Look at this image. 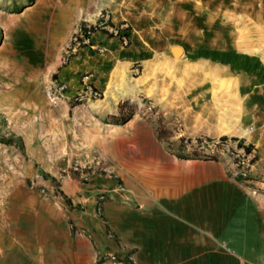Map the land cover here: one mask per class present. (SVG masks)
<instances>
[{"label":"rangeland","instance_id":"1","mask_svg":"<svg viewBox=\"0 0 264 264\" xmlns=\"http://www.w3.org/2000/svg\"><path fill=\"white\" fill-rule=\"evenodd\" d=\"M111 2L123 11L118 23L112 22ZM101 15L122 35L126 31L127 46L102 33L98 46L71 51L72 35ZM133 43L135 52L127 50ZM104 46L114 55L105 54ZM175 48L182 53L175 56ZM79 52L82 63L97 61L104 72L93 67L95 72L83 74L78 83L100 93L96 106L107 102L93 84L96 78L108 86L114 102L127 98L119 116L94 119L97 111L88 112L87 102L56 92L51 80ZM131 56L127 68L115 67ZM76 106L82 111L74 112ZM196 112L212 115L210 137H199L240 139L214 135L222 125L251 131L260 150L241 142L254 150L256 168L264 167V0H0V264H139L128 261L131 252L113 261L94 248L71 250L79 232L50 208L59 199L71 209L61 191L63 177L86 183L81 171L93 170L97 145L116 137L132 119L151 126L169 153L185 157L178 147L185 137L176 135L184 118ZM91 130V143L83 144ZM16 195L27 197L23 205L29 208L22 211L41 212L47 244L30 241L24 222L8 220Z\"/></svg>","mask_w":264,"mask_h":264},{"label":"crops","instance_id":"2","mask_svg":"<svg viewBox=\"0 0 264 264\" xmlns=\"http://www.w3.org/2000/svg\"><path fill=\"white\" fill-rule=\"evenodd\" d=\"M83 55L55 74L66 87L67 99L80 85L79 77L97 68L82 63ZM132 61V56L118 60L115 67L125 69ZM110 75L108 70L103 73L104 81ZM111 89L117 96L116 88ZM108 96L105 104L86 103L88 112L97 111L94 119L123 112L127 98L114 102L110 92ZM80 111L76 106L74 112ZM184 119L177 137H210L212 115L199 117L196 112ZM140 124L132 119L116 137L97 145L100 154L93 170L81 171L86 183L63 177L61 191L71 209L63 200L50 199L48 208L57 201L50 208L53 216H66L74 231L89 232L88 237L75 232L71 250L90 247L118 258L131 252L128 261L139 264H264V182L231 179L225 160L177 157L159 142L151 126ZM129 125L134 129L126 132ZM99 193L108 196L101 218L94 211Z\"/></svg>","mask_w":264,"mask_h":264},{"label":"built area","instance_id":"3","mask_svg":"<svg viewBox=\"0 0 264 264\" xmlns=\"http://www.w3.org/2000/svg\"><path fill=\"white\" fill-rule=\"evenodd\" d=\"M107 17V16H106ZM104 15L93 24H86L77 29L72 35L69 49L76 51L78 48L92 47V37L96 33H104L105 36L117 37L122 46H127L126 31L119 30L117 27L108 24ZM100 51V49H97ZM51 84L58 94L63 96L66 87L57 80H51ZM81 89L77 90L72 99L79 104L85 102L98 101L101 97L100 93L86 85H80ZM179 154L184 158L196 159H222L227 162L229 177L241 183H263L264 167L256 168V156L254 150H248V144L241 142V139L219 137L212 138H181L179 142ZM108 199L105 193H99L94 199V211L97 216L101 217L103 204ZM80 234L88 237L89 232L85 229L79 231ZM113 261L115 257L112 256Z\"/></svg>","mask_w":264,"mask_h":264},{"label":"bare ground","instance_id":"4","mask_svg":"<svg viewBox=\"0 0 264 264\" xmlns=\"http://www.w3.org/2000/svg\"><path fill=\"white\" fill-rule=\"evenodd\" d=\"M109 6L111 8L112 22L118 23L119 21L124 19V15H123V11L121 10V7H117V4H115L114 2H111ZM100 34L101 33H96V34L93 35L92 38H93V41L95 42V44H96V42H98V39L101 38ZM109 42H110V44H114L113 43L114 41H112V40H109ZM92 46H93V44H92ZM90 48H92V47H90ZM133 48H134V43L127 50H130V49L132 50ZM103 49H104L105 54L107 53V55H109V57L114 55V52L111 50L110 47H105L104 46ZM117 50L120 51L121 49L118 48ZM127 50H126V52H127ZM173 52H174L175 56L176 55L178 56L179 54L182 53V50L179 49V48H175ZM81 57H82V53H81V55H79L75 59V62H79L81 60ZM93 63H94V66H96V65L98 66L97 61H93ZM54 67H56L55 64L51 65L49 67V71L51 72L54 69ZM70 71H72V69ZM92 81H93L94 86L96 88H98L103 93L105 101L108 100L109 99V96H108L109 94H108V90H107L108 86L103 85V83L100 81L99 78H96L95 80H92ZM102 102L103 101H100V104ZM3 105L4 104L1 103L2 107H3ZM217 129H218L217 132L214 134L216 136L217 135L218 136L225 135V136L238 137L240 139L245 140L246 142H248L250 144H253L257 150H260V142L256 140V138L254 137L252 132L249 131L248 129H245V128L237 129V128H234V127L230 129V128H227V127H225L223 125L218 127ZM92 136H93V131L91 130V131H89L87 133L86 137L83 138V141H84L83 144L84 143H87V144L91 143V141L93 139ZM26 198L27 197L22 196V195H16V196H14L12 198V200H13L12 201V208L9 210V212L7 214V218H8L9 221H13V222H21L22 221L26 225H28L29 230L31 232V235H29L30 241H31V239L35 238L39 243L47 244L48 243V239H47L46 234H45V231L47 230V227H46V223L44 222L45 219L42 216H40L41 212H39L37 214V216H32L30 214V212L28 211V209H27V211H24V210L22 211V208H29V207L26 206L27 205V201H26L27 199ZM23 204H26V205H23Z\"/></svg>","mask_w":264,"mask_h":264},{"label":"trees","instance_id":"5","mask_svg":"<svg viewBox=\"0 0 264 264\" xmlns=\"http://www.w3.org/2000/svg\"><path fill=\"white\" fill-rule=\"evenodd\" d=\"M113 36H109V38H112ZM122 107H124V103L121 105V110H122ZM128 118H126L125 120H127ZM112 124H118L117 122H114ZM248 150H251V146H248ZM66 203L68 205H70V201L68 199H66Z\"/></svg>","mask_w":264,"mask_h":264}]
</instances>
